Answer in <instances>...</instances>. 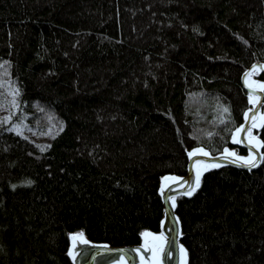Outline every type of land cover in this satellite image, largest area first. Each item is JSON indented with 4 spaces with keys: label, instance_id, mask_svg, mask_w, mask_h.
I'll return each mask as SVG.
<instances>
[{
    "label": "trees",
    "instance_id": "trees-1",
    "mask_svg": "<svg viewBox=\"0 0 264 264\" xmlns=\"http://www.w3.org/2000/svg\"><path fill=\"white\" fill-rule=\"evenodd\" d=\"M256 62L264 0H0V264L158 231V185L189 149L246 151L231 135ZM175 206L187 264H264V161L208 169Z\"/></svg>",
    "mask_w": 264,
    "mask_h": 264
},
{
    "label": "snow or ice",
    "instance_id": "snow-or-ice-1",
    "mask_svg": "<svg viewBox=\"0 0 264 264\" xmlns=\"http://www.w3.org/2000/svg\"><path fill=\"white\" fill-rule=\"evenodd\" d=\"M258 70H264V65L253 64L249 69H247L244 75L245 84L250 89L247 94L248 99L252 105V108L247 109L243 113V116L248 123L247 125L246 123H240L239 126L234 128L231 135V139L234 143L246 145V154H241L235 148L228 146H225L222 152L217 153L224 161H231V163L237 165L243 164L247 166L249 170L264 161V135H262L259 131H254V129H264V98H262V96H264V79L252 78L254 73ZM0 83H2V81H0ZM256 90H260V94H257ZM10 92L13 97L10 101V106L17 107L18 101L16 97L19 96L20 89L15 85H10ZM221 107L224 113L229 112L227 105H222ZM7 118L12 119L10 115ZM14 128L16 131L20 132L21 135H23L20 124L14 125ZM49 131H51V129H49ZM242 132L243 138H241ZM198 154H202L203 156L212 155L209 149L204 146L192 147L188 151L189 157L194 158ZM220 166L221 163L214 159H195L193 165L195 171L194 177L185 178L173 174L165 175L162 177V180L165 181V183L161 184L160 190L163 192L164 188L167 187L168 184L180 182L178 186L182 188L186 186V194L188 196H192L193 193L200 187L203 173L208 169L219 168ZM28 183H31V181H28ZM169 199L172 201L173 207H175V196H170ZM177 219L179 218L177 217ZM71 236L73 238V247L69 249V255L75 259V244L77 242L92 243V241L88 240L84 236L83 231L72 233ZM141 236L144 237V246L147 247L152 254V258L147 261V264H161L160 254L164 250L165 244L168 243L165 234L163 232L157 233L146 229L141 232ZM180 249L182 253L181 264H187V249L183 244L180 245ZM136 251L140 252V249L137 248ZM169 255H171V253H169ZM120 264H124L123 257H121ZM141 264H145L143 255H141Z\"/></svg>",
    "mask_w": 264,
    "mask_h": 264
},
{
    "label": "water",
    "instance_id": "water-1",
    "mask_svg": "<svg viewBox=\"0 0 264 264\" xmlns=\"http://www.w3.org/2000/svg\"><path fill=\"white\" fill-rule=\"evenodd\" d=\"M259 65H261V63H259ZM246 71L244 73H242L243 75L241 77V82H242V85H244L245 89L250 91V89L246 86L245 81H244V75H245ZM256 92H257V94H260V90H258V91L256 90ZM263 97L264 96H262V98ZM250 108H252V105ZM242 123H246V125H247L248 122L246 120H243ZM241 138H243V132L241 133ZM231 143L235 147H238V148L241 147V148L246 149V145L234 143L232 140H231ZM222 151H223V149H222ZM222 151H220V152H222ZM217 153H219V152H217ZM217 153H212L211 156H203L202 154H198L194 158L189 157L187 155L188 166H187L186 172L183 175L178 174V176L185 177V178L194 177V175L191 173V169H194V168H191V166L194 165L195 159H202V160L214 159L216 161H219L222 166L232 165V166H235L238 168L241 167V168H245V169L249 170V168L243 164L237 165V164L231 163V161H224L222 159V157L219 156ZM258 165L252 167L251 169L257 167ZM162 183H165V181H163L161 178V181L158 185L159 186L158 191H159V195L163 196L162 207L164 204L165 211H167L168 210L167 201L169 200L170 205L175 210L176 206L173 207V204L170 201L169 197L175 196V198H176V194H182V195L187 196L186 186L182 188V187L178 186V184L180 182H174V183L168 184V186L164 188V191L161 192L160 189H161ZM164 207H163V212H164ZM173 215L174 214H173V209H172L171 210V216H173ZM159 228H160L159 231H162L166 236L168 235L173 241L178 243V240H181V238H180L181 237V228L179 225V221L177 223V221L174 220L173 226L160 227V225H159ZM68 243H69V245H68V249H67V254L69 253V249L73 247V239H72L71 235L69 237ZM137 244H139V243H137ZM137 248L140 249V252L136 251ZM74 250L76 253L75 259H73L72 256H70L68 254L72 264H120L121 257H123L124 264H141V255H143V257L145 259V264H147V261L151 260V258H152V254L148 250V248H146V250H144L143 248H141L137 245L136 246L131 245V244L111 245L108 242H97V241H93V240H92V243L77 242L75 244ZM169 253H170V251L168 250V246H167V244H165L164 250L160 254L161 264H180L178 258H176V254L171 253V255H169Z\"/></svg>",
    "mask_w": 264,
    "mask_h": 264
},
{
    "label": "bare ground",
    "instance_id": "bare-ground-1",
    "mask_svg": "<svg viewBox=\"0 0 264 264\" xmlns=\"http://www.w3.org/2000/svg\"><path fill=\"white\" fill-rule=\"evenodd\" d=\"M259 63H261V65H264V63H262V62H256V63H254V64H257V65H259ZM253 65V64H252ZM252 65H250L249 67H251ZM248 67V68H249ZM247 68V69H248ZM246 69V70H247ZM248 92H249V90H248ZM244 120H245V118H244ZM197 146H200V145H196V146H194V147H197ZM224 149V148H223ZM190 150V149H189ZM188 150V151H189ZM187 151V152H188ZM211 152V151H210ZM187 166H188V164H187ZM187 166H186V169H187ZM191 168H194L193 166H191ZM191 173L193 174V175H195V171H194V169H191ZM161 196V195H160ZM162 197V200H163V196H161ZM167 203H168V210L167 211H165V207H164V204H163V207H164V212H163V215H162V219H161V221H160V227H167V226H173V224H174V220H176L177 221V223H178V221H179V219H177V214H176V211L174 210V208H172V206L170 205V203H169V200L167 201ZM173 209V216H171V210ZM179 218V217H178ZM159 232H162V231H159ZM72 234V233H71ZM166 236V235H165ZM167 237V240H168V243H167V246H168V250L170 251V253H172V254H176V258H177V251H178V249H177V245H178V243L177 242H175V241H173L168 235L166 236ZM141 242L139 243V244H136L137 246H139V247H141V248H143L144 250H146V248L147 247H145L144 246V237H142L141 236ZM135 245V246H136ZM176 250V251H175ZM69 254V253H68Z\"/></svg>",
    "mask_w": 264,
    "mask_h": 264
},
{
    "label": "rangeland",
    "instance_id": "rangeland-1",
    "mask_svg": "<svg viewBox=\"0 0 264 264\" xmlns=\"http://www.w3.org/2000/svg\"><path fill=\"white\" fill-rule=\"evenodd\" d=\"M252 78H254V79H259L258 77L256 78L254 75H253V77ZM258 91V90H257ZM254 131H257L256 129H254ZM30 137H33V138H37V137H35V135L34 136H30ZM198 147V146H197ZM228 147H232V146H228ZM232 148H234V147H232ZM238 151V150H237ZM238 152H240L241 154H246V151L245 152H242V151H238ZM200 160H202V159H200ZM166 175H169V174H166ZM173 175H177L178 176V174H173ZM171 201V200H170ZM172 202V201H171ZM149 231H151V230H149ZM152 232H157V233H159V231H152ZM73 239V238H72ZM182 244V242H181V240H178V245H177V249H178V251H177V258H178V260H179V263L181 264V260H182V253H181V249H180V245ZM176 251V250H175Z\"/></svg>",
    "mask_w": 264,
    "mask_h": 264
}]
</instances>
